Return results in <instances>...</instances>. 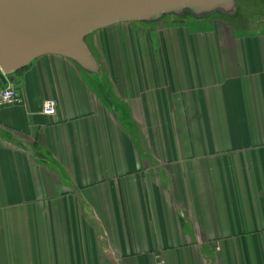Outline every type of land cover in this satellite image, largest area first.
<instances>
[{
    "label": "crops",
    "instance_id": "0c3cea01",
    "mask_svg": "<svg viewBox=\"0 0 264 264\" xmlns=\"http://www.w3.org/2000/svg\"><path fill=\"white\" fill-rule=\"evenodd\" d=\"M154 24L88 36L123 97L61 56L0 76V264H264V31Z\"/></svg>",
    "mask_w": 264,
    "mask_h": 264
},
{
    "label": "water",
    "instance_id": "95a60500",
    "mask_svg": "<svg viewBox=\"0 0 264 264\" xmlns=\"http://www.w3.org/2000/svg\"><path fill=\"white\" fill-rule=\"evenodd\" d=\"M239 0H0V76L9 83L34 60L61 56L97 76L86 38L120 23H151L164 16L197 20L232 16ZM1 81V80H0Z\"/></svg>",
    "mask_w": 264,
    "mask_h": 264
},
{
    "label": "rangeland",
    "instance_id": "374dc122",
    "mask_svg": "<svg viewBox=\"0 0 264 264\" xmlns=\"http://www.w3.org/2000/svg\"><path fill=\"white\" fill-rule=\"evenodd\" d=\"M185 17L189 18L186 20L192 19V16L190 15H186ZM163 18L157 21L159 24H161L159 25V28H166V27H171V26H175L176 28H179L177 24L175 25L172 24L174 22L175 23L180 22L177 20V17L168 15V16H164ZM209 20H213V22L217 26H223L224 28L229 30V32L235 33L238 35L242 33L255 32V31L263 32L264 31V0H239L237 2V10L234 15L227 17V16L218 15V14H212L209 16ZM154 23L156 22H151L147 24L142 23L148 26L137 24V26L134 28H136V31L139 36H143L144 34H147V33L151 34L156 31L155 29H158V26H156V24ZM204 26L208 28L210 27L212 29L211 24L209 26L207 23L203 24L202 27L194 26L193 23H188V22L182 25L183 30H186V28L190 30H194V29L198 30L199 28H203L204 30L206 29V27L204 28ZM94 34L95 33H93L92 36H94ZM86 40H88V37L86 38ZM95 57L98 60L100 59L98 61L99 64L101 63V65H104V68H105L104 73L100 69L99 74L97 76H94L93 74L82 71L84 76H86L89 80L93 81V83H95L94 85H98V87H100L102 90L105 89L106 92L111 95L110 91H108V89L104 87V83L106 82V84L109 86V89L111 90L114 96L120 95V97H123L122 96L123 88L121 84L123 76H122V72L120 71V69H119V72H117V73H120L118 74L119 77H116L115 75L113 76V74L109 75L110 71L107 70L108 63L107 61L105 62V60H103V57L97 50H95ZM110 63H114V62L112 61ZM112 73H115V70H113ZM117 79H119L120 82Z\"/></svg>",
    "mask_w": 264,
    "mask_h": 264
},
{
    "label": "built area",
    "instance_id": "2783aa9c",
    "mask_svg": "<svg viewBox=\"0 0 264 264\" xmlns=\"http://www.w3.org/2000/svg\"><path fill=\"white\" fill-rule=\"evenodd\" d=\"M21 97L15 87L8 84L5 87L0 88V108L19 103ZM56 103L53 100H47L42 104V113L52 115L55 113Z\"/></svg>",
    "mask_w": 264,
    "mask_h": 264
},
{
    "label": "trees",
    "instance_id": "16d2710c",
    "mask_svg": "<svg viewBox=\"0 0 264 264\" xmlns=\"http://www.w3.org/2000/svg\"><path fill=\"white\" fill-rule=\"evenodd\" d=\"M217 14V13H216ZM218 15H220V14H218ZM186 16V15H185ZM182 17V18H177V20L178 21H180L181 22V20H183V19H189V18H187V17ZM164 19V18H163ZM206 20H208L209 19V16L207 17V18H205ZM205 19H201V20H205ZM190 20H196L194 17H192V19H190ZM179 22V23H180ZM137 24H139V25H146V24H142V23H137ZM146 26H148V25H146ZM92 50V49H91ZM92 52H93V50H92ZM95 53V52H94ZM2 78H3V76H1Z\"/></svg>",
    "mask_w": 264,
    "mask_h": 264
},
{
    "label": "bare ground",
    "instance_id": "6f19581e",
    "mask_svg": "<svg viewBox=\"0 0 264 264\" xmlns=\"http://www.w3.org/2000/svg\"><path fill=\"white\" fill-rule=\"evenodd\" d=\"M122 48H123V51H125V46L124 45H122Z\"/></svg>",
    "mask_w": 264,
    "mask_h": 264
}]
</instances>
